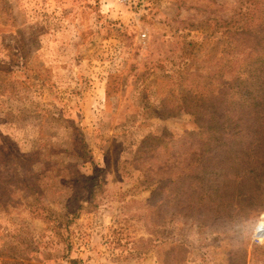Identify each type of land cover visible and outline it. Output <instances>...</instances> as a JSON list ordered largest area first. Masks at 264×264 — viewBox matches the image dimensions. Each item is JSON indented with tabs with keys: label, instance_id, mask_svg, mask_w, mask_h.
<instances>
[{
	"label": "rangeland",
	"instance_id": "obj_1",
	"mask_svg": "<svg viewBox=\"0 0 264 264\" xmlns=\"http://www.w3.org/2000/svg\"><path fill=\"white\" fill-rule=\"evenodd\" d=\"M248 6L0 0V264H264V192L203 222L153 196L137 152L196 132L177 84Z\"/></svg>",
	"mask_w": 264,
	"mask_h": 264
},
{
	"label": "trees",
	"instance_id": "obj_2",
	"mask_svg": "<svg viewBox=\"0 0 264 264\" xmlns=\"http://www.w3.org/2000/svg\"><path fill=\"white\" fill-rule=\"evenodd\" d=\"M247 2V11L223 22L219 54L187 72V88L177 84L175 107L193 116L196 132L186 139L147 137L137 149L153 175V196L173 198L203 222L223 197L247 187L264 192V0ZM8 183L1 185L0 177V203Z\"/></svg>",
	"mask_w": 264,
	"mask_h": 264
},
{
	"label": "built area",
	"instance_id": "obj_3",
	"mask_svg": "<svg viewBox=\"0 0 264 264\" xmlns=\"http://www.w3.org/2000/svg\"><path fill=\"white\" fill-rule=\"evenodd\" d=\"M115 2L121 6H126L128 8H134L137 5V0H115Z\"/></svg>",
	"mask_w": 264,
	"mask_h": 264
}]
</instances>
